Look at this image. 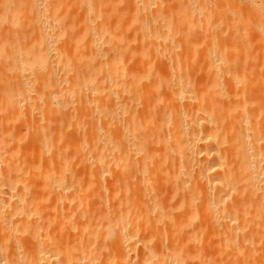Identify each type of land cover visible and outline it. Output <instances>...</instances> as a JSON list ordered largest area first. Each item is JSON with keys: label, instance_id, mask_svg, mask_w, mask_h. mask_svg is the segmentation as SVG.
Instances as JSON below:
<instances>
[{"label": "bare ground", "instance_id": "1", "mask_svg": "<svg viewBox=\"0 0 264 264\" xmlns=\"http://www.w3.org/2000/svg\"><path fill=\"white\" fill-rule=\"evenodd\" d=\"M249 1L0 0V264H264Z\"/></svg>", "mask_w": 264, "mask_h": 264}, {"label": "rangeland", "instance_id": "2", "mask_svg": "<svg viewBox=\"0 0 264 264\" xmlns=\"http://www.w3.org/2000/svg\"><path fill=\"white\" fill-rule=\"evenodd\" d=\"M235 2H243V0H234ZM246 1H249V0H244V2H246ZM255 2L253 3V2H248V3H245V4H239V7H241V8H246V7H252L253 8V10H251V11H248L249 12V14H251V12L252 11H255V12H260V11H263L262 9H260V8H258V7H256V6H258V5H260L261 4V2L259 1V0H254Z\"/></svg>", "mask_w": 264, "mask_h": 264}]
</instances>
